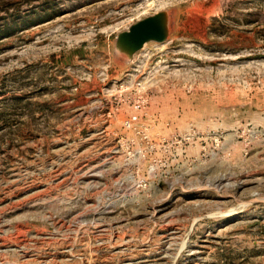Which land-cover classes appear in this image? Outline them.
Listing matches in <instances>:
<instances>
[{
    "label": "rangeland",
    "instance_id": "1",
    "mask_svg": "<svg viewBox=\"0 0 264 264\" xmlns=\"http://www.w3.org/2000/svg\"><path fill=\"white\" fill-rule=\"evenodd\" d=\"M0 264H264V0H0Z\"/></svg>",
    "mask_w": 264,
    "mask_h": 264
},
{
    "label": "water",
    "instance_id": "2",
    "mask_svg": "<svg viewBox=\"0 0 264 264\" xmlns=\"http://www.w3.org/2000/svg\"><path fill=\"white\" fill-rule=\"evenodd\" d=\"M170 33V18L166 10H159L152 15L139 19L128 30L117 36L118 52L131 59L149 41L164 42Z\"/></svg>",
    "mask_w": 264,
    "mask_h": 264
},
{
    "label": "built area",
    "instance_id": "3",
    "mask_svg": "<svg viewBox=\"0 0 264 264\" xmlns=\"http://www.w3.org/2000/svg\"><path fill=\"white\" fill-rule=\"evenodd\" d=\"M146 108V100L143 97L138 98L133 103V112L124 120L123 126L127 129H133L134 125L141 119V115Z\"/></svg>",
    "mask_w": 264,
    "mask_h": 264
}]
</instances>
